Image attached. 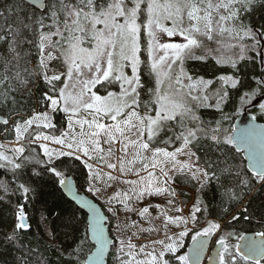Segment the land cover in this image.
I'll return each instance as SVG.
<instances>
[{
    "label": "snow or ice",
    "instance_id": "snow-or-ice-1",
    "mask_svg": "<svg viewBox=\"0 0 264 264\" xmlns=\"http://www.w3.org/2000/svg\"><path fill=\"white\" fill-rule=\"evenodd\" d=\"M251 109L264 0H0V264H264Z\"/></svg>",
    "mask_w": 264,
    "mask_h": 264
},
{
    "label": "water",
    "instance_id": "water-1",
    "mask_svg": "<svg viewBox=\"0 0 264 264\" xmlns=\"http://www.w3.org/2000/svg\"><path fill=\"white\" fill-rule=\"evenodd\" d=\"M253 115L246 111V112H242L239 116H235V118L233 119V123H237V124H240L241 122H243L244 124L248 123L249 121H251V117ZM255 123H258V124H264V120H256ZM243 126V125H241ZM81 194H85V195H89L87 193H84V191H81ZM99 203V202H98ZM248 235H251L252 233L251 232H248L246 233ZM192 244V241L191 239L189 240L188 242V245H187V248L190 247Z\"/></svg>",
    "mask_w": 264,
    "mask_h": 264
},
{
    "label": "trees",
    "instance_id": "trees-1",
    "mask_svg": "<svg viewBox=\"0 0 264 264\" xmlns=\"http://www.w3.org/2000/svg\"><path fill=\"white\" fill-rule=\"evenodd\" d=\"M191 67H192L194 70H196V71H200V72H204V71H205L204 66H202L199 62H191ZM248 112H250L252 115H256L258 120H264V117H261L260 114H259V112H258L257 110H255V109H251V110H249ZM234 118H235V116H234ZM72 178H73L74 180H79V179H80V177H79L78 175H73ZM81 191H83V189H81ZM84 193H85V192H84ZM89 195H90V194H89ZM98 202H99V203H102L101 200L98 201ZM52 259H53V261H55L56 256L53 255V256H52Z\"/></svg>",
    "mask_w": 264,
    "mask_h": 264
},
{
    "label": "rangeland",
    "instance_id": "rangeland-1",
    "mask_svg": "<svg viewBox=\"0 0 264 264\" xmlns=\"http://www.w3.org/2000/svg\"><path fill=\"white\" fill-rule=\"evenodd\" d=\"M100 200L102 201L103 198L101 197ZM189 203H191V201H189ZM189 240H190V238H186V241H185L186 247H185V249L183 251H187V245H188Z\"/></svg>",
    "mask_w": 264,
    "mask_h": 264
}]
</instances>
